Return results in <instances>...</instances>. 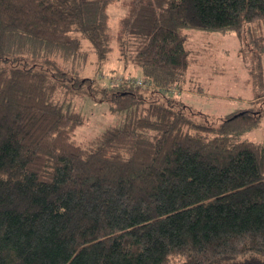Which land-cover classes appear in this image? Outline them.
Here are the masks:
<instances>
[{"label": "trees", "instance_id": "trees-1", "mask_svg": "<svg viewBox=\"0 0 264 264\" xmlns=\"http://www.w3.org/2000/svg\"><path fill=\"white\" fill-rule=\"evenodd\" d=\"M117 1L0 0V264H264L260 112L161 94L194 88L190 31L246 34L264 83V0H126L113 32ZM115 52L147 89L97 82ZM79 94L119 122L78 142Z\"/></svg>", "mask_w": 264, "mask_h": 264}, {"label": "rangeland", "instance_id": "rangeland-1", "mask_svg": "<svg viewBox=\"0 0 264 264\" xmlns=\"http://www.w3.org/2000/svg\"><path fill=\"white\" fill-rule=\"evenodd\" d=\"M125 1L119 0L109 7L110 26L113 32L118 31L119 19L126 13ZM190 32L191 47L199 57L198 65L192 66L189 73L190 85L194 88L181 92L176 90L175 93L161 91V94L178 96L175 100L179 103L180 100H185V105L190 106L193 109L191 111L198 118L214 120L215 123H219L220 117L238 109L258 110L262 116L261 123L246 137L250 140H262L264 138V83L260 81L258 74L257 64L260 57L258 48L250 42L246 34L239 37L234 31ZM260 32L264 34V28ZM113 54L103 68L104 74L97 76L103 79L97 81L98 83L103 84L105 79L108 81L111 78L117 83L128 82L129 79L120 78V75L125 73L123 64L118 59V53ZM262 60L264 65V53ZM128 71L132 72V78L135 77L136 70L128 69ZM85 74L95 77L94 67L88 66ZM112 74L119 77H112ZM148 86L140 87L147 89ZM197 87L200 88L195 89ZM72 102H74L73 108L80 111L86 120L85 124L76 130L75 139L78 142L93 139L105 128L117 124L120 120L118 115L111 112L108 102L95 100L89 94L72 96Z\"/></svg>", "mask_w": 264, "mask_h": 264}, {"label": "built area", "instance_id": "built-area-1", "mask_svg": "<svg viewBox=\"0 0 264 264\" xmlns=\"http://www.w3.org/2000/svg\"><path fill=\"white\" fill-rule=\"evenodd\" d=\"M127 79H129L128 82H130L131 84L133 83L136 86L148 85L147 83L143 82L142 79L140 78L127 77ZM171 91L174 92L175 90H171Z\"/></svg>", "mask_w": 264, "mask_h": 264}]
</instances>
